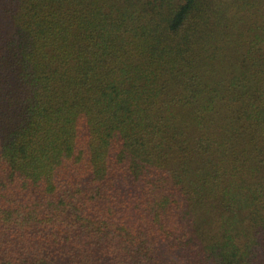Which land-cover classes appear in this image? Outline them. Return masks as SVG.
Here are the masks:
<instances>
[{
	"label": "trees",
	"instance_id": "16d2710c",
	"mask_svg": "<svg viewBox=\"0 0 264 264\" xmlns=\"http://www.w3.org/2000/svg\"><path fill=\"white\" fill-rule=\"evenodd\" d=\"M0 264H264V0H0Z\"/></svg>",
	"mask_w": 264,
	"mask_h": 264
}]
</instances>
